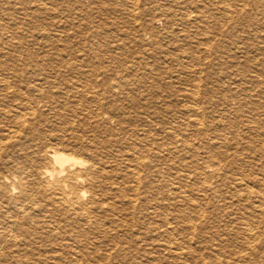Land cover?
<instances>
[{
  "label": "bare ground",
  "instance_id": "bare-ground-1",
  "mask_svg": "<svg viewBox=\"0 0 264 264\" xmlns=\"http://www.w3.org/2000/svg\"><path fill=\"white\" fill-rule=\"evenodd\" d=\"M0 264H264V0H0Z\"/></svg>",
  "mask_w": 264,
  "mask_h": 264
}]
</instances>
